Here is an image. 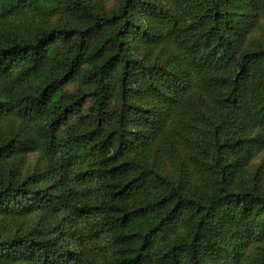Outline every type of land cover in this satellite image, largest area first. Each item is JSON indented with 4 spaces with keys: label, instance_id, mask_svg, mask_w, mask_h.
Here are the masks:
<instances>
[{
    "label": "trees",
    "instance_id": "obj_1",
    "mask_svg": "<svg viewBox=\"0 0 264 264\" xmlns=\"http://www.w3.org/2000/svg\"><path fill=\"white\" fill-rule=\"evenodd\" d=\"M92 3L0 0V264H264V0Z\"/></svg>",
    "mask_w": 264,
    "mask_h": 264
},
{
    "label": "rangeland",
    "instance_id": "obj_2",
    "mask_svg": "<svg viewBox=\"0 0 264 264\" xmlns=\"http://www.w3.org/2000/svg\"><path fill=\"white\" fill-rule=\"evenodd\" d=\"M93 3V7L98 11H109L113 8L115 0H90ZM166 3L169 4V0H166ZM261 24L254 33V37L264 39V19H261ZM72 17L65 12L64 10H54L50 14L46 15L41 19L40 24L43 27H53V26H68L72 24ZM77 81H71L66 85V88L71 92H76ZM261 161L259 158H256L252 161L253 164L259 166Z\"/></svg>",
    "mask_w": 264,
    "mask_h": 264
}]
</instances>
